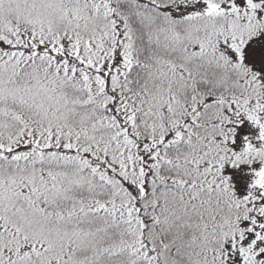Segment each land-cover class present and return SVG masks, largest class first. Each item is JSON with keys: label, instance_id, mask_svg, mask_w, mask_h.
<instances>
[{"label": "snow or ice", "instance_id": "snow-or-ice-1", "mask_svg": "<svg viewBox=\"0 0 264 264\" xmlns=\"http://www.w3.org/2000/svg\"><path fill=\"white\" fill-rule=\"evenodd\" d=\"M0 264H264V0H0Z\"/></svg>", "mask_w": 264, "mask_h": 264}]
</instances>
